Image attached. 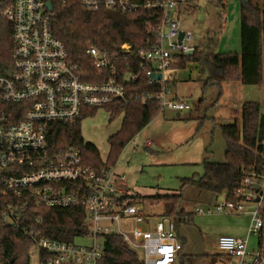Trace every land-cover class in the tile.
<instances>
[{"label":"built area","instance_id":"built-area-1","mask_svg":"<svg viewBox=\"0 0 264 264\" xmlns=\"http://www.w3.org/2000/svg\"><path fill=\"white\" fill-rule=\"evenodd\" d=\"M77 1L83 9L101 11L109 17L140 8L160 11L157 43L148 52L135 54L128 44L113 54L89 46L85 53L92 71L87 70L69 58L64 44L53 35L49 1L0 0V18L12 24L16 44L13 72L0 75L2 101L16 106L0 111V224L14 228L21 225L30 201L44 208L80 207L88 232L79 238L90 240L88 246L49 238L40 220L23 228V234L33 243L32 249L38 250L39 256L45 254L44 264H100L103 236L111 234L120 236L130 250L140 252L143 264H175L182 249L175 221L163 216L154 223L153 231L140 228H148L151 220L137 204L123 199L128 195L126 176L114 167L98 169L84 164L76 149H52L47 141V125L73 122L90 109L125 105L134 99L142 104L155 100L161 113L190 110L185 101L171 96L168 84L178 71L175 58L194 52L207 39L194 43L193 32L184 30L180 22L183 12L198 0ZM141 73L149 85H160L158 92L127 93ZM155 74L161 79L151 78ZM260 146L262 163L251 166L239 178L237 189L221 194L222 202L218 203L215 196L214 206L207 209V214L248 216V234L257 242L220 236L216 251L211 253L216 255L213 264H264V142ZM195 211L203 214L201 208ZM122 224H132L129 233L123 231Z\"/></svg>","mask_w":264,"mask_h":264},{"label":"trees","instance_id":"trees-1","mask_svg":"<svg viewBox=\"0 0 264 264\" xmlns=\"http://www.w3.org/2000/svg\"><path fill=\"white\" fill-rule=\"evenodd\" d=\"M52 5L49 13L53 35L65 46L69 58L85 69L92 71L90 59L86 55L89 46L107 50L113 54L124 44L131 52H148L156 43V25L161 13L158 10L137 9L124 16L109 17L103 12H90L82 8L77 0H47ZM140 3L148 0H137ZM223 5L224 0H210ZM240 52L218 53L216 34L208 37L191 55H180L175 59V68L184 70L194 65L207 74L204 87L213 86L220 98L223 85L238 81L243 85L264 86V10L247 0L240 8ZM12 24L0 18V75L13 72V52L15 48ZM129 72H132L129 70ZM136 72V71H135ZM160 85L148 84L144 73L136 83L129 85L128 94L156 93ZM13 106L0 97V111H9ZM104 109L110 112V121L123 115L120 128L108 138L110 151L106 162L100 159L97 148L84 141L80 131V121L86 116L95 115L98 109H90L73 122H53L47 125V141L52 149L73 148L79 151L84 164L95 168L115 167L123 147L161 114L158 103L149 100L142 104L138 99L125 105L115 103ZM221 133L225 143V162L204 160V173L199 179H182L178 194H165L145 197L152 204L163 205V215L179 224L187 216L182 208L183 192L187 187L204 190L219 196L231 193L238 188L239 178L253 165H260L259 153L263 150L264 114L258 102L247 101L240 107V116L233 124L222 125ZM123 199H135L124 196ZM25 210L22 224L10 227L0 224L1 264H30L32 241L23 234V228L40 220L46 236L52 239L74 242L88 232L85 214L80 207L44 208L30 201ZM182 242V241H181ZM104 256L100 264H143L139 255L130 250L118 235H104ZM182 249L175 264H213L216 255H186ZM46 256L40 253V263Z\"/></svg>","mask_w":264,"mask_h":264},{"label":"rangeland","instance_id":"rangeland-1","mask_svg":"<svg viewBox=\"0 0 264 264\" xmlns=\"http://www.w3.org/2000/svg\"><path fill=\"white\" fill-rule=\"evenodd\" d=\"M243 2L224 0L223 5H217L210 0H198L193 8L181 15L182 28L193 32L194 43L216 34L215 52L239 53L240 8ZM252 2L264 10V0ZM206 78L207 74L194 65L178 70L168 84L171 96L185 101L190 110L161 113L119 153L114 168L118 174L126 176L124 186L128 196L135 198L130 200L151 220L148 228L139 225L144 230L153 231L154 223L164 216L163 205L152 204L145 197L178 194L182 179L202 177L204 160L225 162L221 126L231 125L235 118H239L240 107L244 102H258L264 114V86L230 82L223 85L219 98L216 87H204ZM109 116L110 112L106 109H98L95 115L86 116L80 121L82 138L97 148L103 162H106L110 151L108 138L119 130L123 118L121 114L110 121ZM222 196H218V203L222 202ZM183 197L182 208L187 214L186 222L175 223L179 238L184 243V254H211L216 251V242L220 236L247 238L250 244L257 242L255 236L248 234V216L216 212L207 214V209L215 204L214 194L187 187ZM196 208L203 209V214L196 213ZM130 227L132 224L127 227L122 224L126 233L130 232ZM113 229L116 231L115 227ZM75 242L86 246L91 244L90 240L83 238ZM138 255L142 256L140 252ZM30 264H40L39 252L35 248L30 253Z\"/></svg>","mask_w":264,"mask_h":264},{"label":"water","instance_id":"water-1","mask_svg":"<svg viewBox=\"0 0 264 264\" xmlns=\"http://www.w3.org/2000/svg\"><path fill=\"white\" fill-rule=\"evenodd\" d=\"M243 1L246 2L247 0H243ZM245 2H243V3H245ZM47 8H48L49 11H52L51 3H47ZM182 36H183V33L181 32L178 39L181 40ZM191 54H193L192 50H190V51H188L186 53V55H191ZM151 78H153L154 80H160L161 79V75L160 74H155V75H152Z\"/></svg>","mask_w":264,"mask_h":264},{"label":"crops","instance_id":"crops-1","mask_svg":"<svg viewBox=\"0 0 264 264\" xmlns=\"http://www.w3.org/2000/svg\"><path fill=\"white\" fill-rule=\"evenodd\" d=\"M224 22H226V20L224 21ZM216 37H217V35H216ZM205 38V37H204ZM239 40H240V38H239ZM240 51V50H239ZM178 99V98H177Z\"/></svg>","mask_w":264,"mask_h":264}]
</instances>
